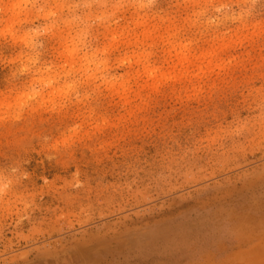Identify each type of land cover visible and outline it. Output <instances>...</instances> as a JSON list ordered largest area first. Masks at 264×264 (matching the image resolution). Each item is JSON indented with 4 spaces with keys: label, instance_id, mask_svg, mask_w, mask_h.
Instances as JSON below:
<instances>
[{
    "label": "rangeland",
    "instance_id": "rangeland-1",
    "mask_svg": "<svg viewBox=\"0 0 264 264\" xmlns=\"http://www.w3.org/2000/svg\"><path fill=\"white\" fill-rule=\"evenodd\" d=\"M0 264H264V0H0Z\"/></svg>",
    "mask_w": 264,
    "mask_h": 264
}]
</instances>
